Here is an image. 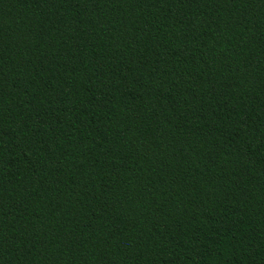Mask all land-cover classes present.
I'll return each instance as SVG.
<instances>
[{"label": "trees", "instance_id": "obj_1", "mask_svg": "<svg viewBox=\"0 0 264 264\" xmlns=\"http://www.w3.org/2000/svg\"><path fill=\"white\" fill-rule=\"evenodd\" d=\"M0 264H264V0H0Z\"/></svg>", "mask_w": 264, "mask_h": 264}]
</instances>
